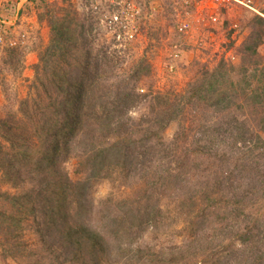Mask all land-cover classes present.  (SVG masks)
Here are the masks:
<instances>
[{
    "label": "trees",
    "instance_id": "obj_1",
    "mask_svg": "<svg viewBox=\"0 0 264 264\" xmlns=\"http://www.w3.org/2000/svg\"><path fill=\"white\" fill-rule=\"evenodd\" d=\"M15 2L3 3L1 19L15 13ZM30 4L20 6L17 15ZM58 11H45L49 39L30 48L37 61L26 96L16 111L0 116V136L9 149L4 159L0 155L5 180L17 185L13 181L20 172L15 169L22 165L33 182L21 193H2L3 198L30 216L38 211L33 204L38 199L46 222L56 217L64 222L66 202L72 198L80 206L85 194V183L73 180L62 166L73 155L76 175L138 186L137 198L101 201L114 207L101 211L108 231L83 223L62 231L75 260L87 255L85 264H100L99 253L131 249L135 229L157 226L166 213L179 239L176 261L189 264V257H196L202 264H264V8L238 25L250 32L233 61L221 59L183 91L140 87L148 65L139 61L125 70L121 49L113 42L91 46L96 25L90 17L89 22L80 17L71 3ZM233 23L220 24L230 37ZM10 47L3 59L17 67L29 47ZM175 63L180 61L169 57L168 64ZM142 104L144 111L134 116ZM174 121L178 127L166 140L163 132ZM188 131L196 139L189 140ZM175 188L178 196L165 195ZM1 221L15 226L8 230L5 251L25 254L26 246L13 241V234L21 232V218L0 211ZM45 230L37 227L41 239Z\"/></svg>",
    "mask_w": 264,
    "mask_h": 264
},
{
    "label": "rangeland",
    "instance_id": "obj_2",
    "mask_svg": "<svg viewBox=\"0 0 264 264\" xmlns=\"http://www.w3.org/2000/svg\"><path fill=\"white\" fill-rule=\"evenodd\" d=\"M16 1V2H15ZM21 0H0V14H3L1 7H5L3 3L15 4V13H12L7 18H13L12 16L17 14L18 6ZM31 1L30 6H26L21 13L17 15V21L14 23V27L21 23V27L16 31H12L10 21L0 22V116L4 117L10 112H14L18 107V100L25 97L28 91V85L33 80V64L37 61L35 51L22 53L19 64L9 65L5 63L6 48L7 46H16L18 44H27L32 46L35 43H46L49 39V26L47 22L48 16L45 15L47 9H54L57 14L59 8L63 7L66 3H71L73 9L78 13L80 17L90 19L96 25V34L94 35L92 45L94 49L99 47H105L113 42L114 39L108 35L103 25L99 24L97 19L93 15L89 14L84 4H80L77 0H26L21 4L22 7L27 5ZM33 1V3H32ZM138 2H144V23L143 30L134 42H132L125 49H121L120 59L121 66L125 70H131L139 61L143 62L145 66L148 65L149 73L139 83V86L147 90L149 87L153 90L166 91L175 90L183 91L189 82H192L199 76L202 71L212 70L221 59L229 63L230 54L234 55L238 46H240L242 40L250 32L248 29L240 31H233L231 37L228 36V30L221 29L220 24H212L205 28H198L199 23L193 21V37L205 36L212 34L211 45H206L204 48H195L194 39H185L188 46L182 47L183 54L180 63L173 72H169L167 65L170 54L172 53L173 45L180 43L181 38L175 29L176 12L174 11L177 4V0H137ZM18 2V3H17ZM210 0H203L199 3V7L196 12L200 13L205 18L206 25L208 23L209 15L212 13L209 8ZM257 8H264V0H254ZM155 8V11L151 10ZM177 7V6H176ZM237 3H232L228 6V9H219L216 13H219V21L223 22L228 20L230 23L246 25L251 18L252 14H256L250 8ZM247 8V9H246ZM215 11V10H214ZM90 17V18H89ZM197 15H194L196 18ZM2 17L0 16V19ZM3 20V19H1ZM13 21V19H10ZM88 21V22H89ZM25 22V24H24ZM26 22H28L26 24ZM24 24V25H23ZM30 25H32L30 27ZM27 27V29H26ZM217 28L214 32H206V28ZM15 32V33H13ZM39 37L42 38L39 40ZM46 38V39H43ZM230 37V38H229ZM46 40V41H45ZM233 40L234 46L227 48L226 45ZM44 41V42H43ZM184 42V43H185ZM11 48V47H10ZM238 52V51H237ZM264 54V50L261 51ZM226 58V59H225ZM233 61V60H232ZM239 102H243L239 99ZM145 105H140L136 110L132 112L135 116L143 112ZM208 112V111H206ZM244 113L247 115V109H244ZM209 116V113L206 115ZM220 116L223 117L222 114ZM178 127V121L171 122V124L163 132V136L166 140L172 138ZM189 140L196 139V135L192 131L187 132ZM0 155L9 152L8 144L0 136ZM193 149V147H191ZM4 152H3V151ZM3 158V157H2ZM4 159V158H3ZM195 159L192 158L191 161ZM76 159L73 155L63 162V169L68 172L70 177L78 182L85 183V194L81 199L83 204L78 206L77 201L71 198L66 202L67 215L64 222H61V218L54 217L53 222L45 221V217L42 216L41 211L44 206L38 199L34 201V207L38 208L37 213L34 216L27 214L25 209H19V207L12 206L1 195L2 193L9 192L21 193L23 190L28 189L33 182L27 177L24 172L25 166L18 165L15 169L19 171L20 177H17L13 182L17 185H12L6 182L3 171L4 166L0 167V211L6 215L20 217L21 218V232L20 230L13 234V241L22 243L26 246V253L22 255H11L5 250L6 239L10 237L11 228L15 229L14 223L1 221L0 228V264H85L88 261V256L84 255L83 258L75 260L72 254V247L69 243L64 242L63 230L66 227H77L79 224H84L88 228L94 227V229L108 231L105 227L107 218L104 213L107 210L111 211L114 207L107 208V204L100 205L103 199L112 197L114 201L120 197L128 196L130 199L137 198V184L130 183L129 185H121L117 180L113 181L109 179H86V174H74ZM24 172V173H23ZM193 172V171H191ZM86 180V181H85ZM180 191L173 189L170 192H166L167 197H176ZM164 201H167L164 199ZM22 205V204H21ZM57 206L56 202L54 204ZM107 208V209H106ZM103 211V212H101ZM162 216L164 217L162 219ZM160 217V222L157 226L147 228L135 229L134 247L126 249L124 251L117 248L108 252L99 253L100 264H183L181 261H176L175 246L174 243L179 239L174 236V233L170 229L171 220L167 217L166 213ZM179 226L183 225L181 219L178 220ZM37 223L41 225H37ZM44 225L43 238L37 234V227ZM169 225V227H168ZM110 232V231H109ZM210 232V231H209ZM209 232L207 235L210 236ZM20 233V235H19ZM19 236H22L20 239ZM181 238V237H180ZM189 241V239H188ZM188 241L184 243V247L188 246ZM176 244V243H175ZM137 249H136V247ZM187 253V252H186ZM185 258H188L185 257ZM200 258V257H198ZM189 260L192 262L189 264H202L196 263V257Z\"/></svg>",
    "mask_w": 264,
    "mask_h": 264
},
{
    "label": "built area",
    "instance_id": "obj_3",
    "mask_svg": "<svg viewBox=\"0 0 264 264\" xmlns=\"http://www.w3.org/2000/svg\"><path fill=\"white\" fill-rule=\"evenodd\" d=\"M80 4H84L89 14L93 15L97 19L98 23L103 25L108 35L114 39V45L120 49H125L138 37H140L143 30L144 23V2L140 3L137 0H77ZM203 0H177L174 11L176 12L175 29L178 35L183 38L180 43L173 45L170 58L175 61H181L183 49L187 48L188 44L185 39H194L195 48H204L206 45H211L212 34L201 35L193 37V21L199 23L197 26L200 28L208 27L212 24H221L219 21V13H216L219 9L227 7L232 3H237L242 6H246L259 13V9L255 5L253 0H210L209 8L211 14L209 15L208 23L206 25L205 18L200 13H194L198 9L199 3ZM20 7H18L19 9ZM151 10L155 11L153 7ZM215 10V11H214ZM194 15H197L194 18ZM10 19H13L11 21ZM10 21L13 25L17 21V14L13 18H7L6 22ZM0 22H5V19ZM212 26V25H211ZM235 31L238 30V24L235 22L231 26ZM217 28H211V30L205 29L206 32H214ZM211 32V33H212ZM185 42V43H184ZM183 49H182V47ZM230 60H233L234 55L230 54ZM220 58H223L221 56ZM226 59V58H225ZM177 64H168L167 68L169 72H173Z\"/></svg>",
    "mask_w": 264,
    "mask_h": 264
},
{
    "label": "crops",
    "instance_id": "obj_4",
    "mask_svg": "<svg viewBox=\"0 0 264 264\" xmlns=\"http://www.w3.org/2000/svg\"><path fill=\"white\" fill-rule=\"evenodd\" d=\"M25 1H26V0H21L20 3H19V6H18V7H20L21 4H22L23 2H25ZM14 16H15V15H14ZM14 16H12V17H14ZM23 21H24V20H23ZM23 21H21V23H22ZM15 23H16V22H15ZM21 23L18 24L16 27H14V25H13V26H10V27H12L11 30H12V31H16L17 28H20V27H21ZM27 23H28V22H26V24H27ZM24 24H25V22H24ZM24 24H23V25H24ZM31 26H32V25H30V27H31ZM26 29H27V27H26ZM13 33H15V32H13ZM40 39H42V38L39 37V40H40ZM43 39H46V38L43 37ZM45 41H46V40H45ZM41 42H42V41H41ZM43 42H44V41H43ZM27 46H28V45H27ZM28 47H29V49H26L25 52H28V53H29V52H32L33 50H30L31 46H28ZM263 55H264V54H263Z\"/></svg>",
    "mask_w": 264,
    "mask_h": 264
}]
</instances>
